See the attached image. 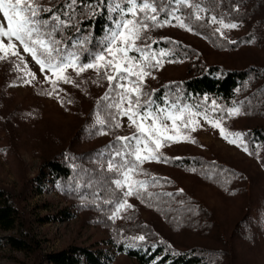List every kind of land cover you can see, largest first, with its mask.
I'll use <instances>...</instances> for the list:
<instances>
[{"label":"trees","instance_id":"trees-1","mask_svg":"<svg viewBox=\"0 0 264 264\" xmlns=\"http://www.w3.org/2000/svg\"><path fill=\"white\" fill-rule=\"evenodd\" d=\"M36 2L42 8L64 12L65 9L61 6L67 0ZM119 2L121 7L125 6L123 0ZM91 3L95 5L96 0H91ZM156 3L160 21L166 17L165 12L159 11L161 7L169 12L178 8L175 15L191 28V32L220 51L230 53L238 49L242 42L244 45H264V0H190L193 5H199V9L173 4L171 0H156ZM111 6L112 0H107V7L100 4L95 14H92L87 2L81 7L78 0L73 26L57 35L58 39L69 45L68 51L78 50L71 47L73 42L87 41L83 50H79V63L91 62L92 57L105 47L110 32L115 29L114 19L118 18V14L111 11ZM51 15L50 12L40 13L41 18ZM197 15L200 19L196 18ZM213 17L229 24H242L246 33L240 40L227 42L213 29L210 23ZM144 35L149 39L138 41L139 46L142 47L144 43L151 44L156 52L169 53L166 57L172 62L186 60L188 65L180 78L160 80L153 85L147 81L142 83V103L151 99L155 103L149 105L150 108L192 106L204 115H211L212 108L223 113L241 103L249 115L258 111L264 112L263 65L207 64L201 53L187 47L181 40L165 35L158 27L150 28ZM21 47L23 49V45ZM0 67V77L4 81L2 100L9 96L8 85L23 83L25 77L16 61L11 58H2ZM68 69L75 72L71 67ZM87 70L89 69L85 71ZM94 81L100 88H105L101 97L97 93L91 95L87 98L88 101H83L85 106L79 99L72 98L67 100L69 104L63 108L65 113L75 118L76 123L68 131L71 134L55 133L52 126L37 130L33 138L37 148L33 144L32 149L35 155L41 157V164L37 174L27 181L26 187L30 194L40 195L47 184H50L61 197L71 203L74 210L88 212L92 223L109 231L105 242L108 248L71 245L59 252L42 254L39 242L34 239L29 229L31 222L24 218L12 194L0 187V249L27 256L35 255L45 264H111L113 256L110 251L136 264H224V255L230 258L232 249L216 250L214 246L218 243L205 244L202 238L210 234L216 235L222 245L230 246V242L234 244L249 233L253 225L249 214L256 203L253 199L255 185L249 183V175L228 161L172 154L159 148L155 150L159 159L144 160L134 173L129 174L125 182L118 173L108 171L107 164L115 151L123 150L117 137L132 135L119 134V128L115 126L119 116L113 120L116 110L106 107L110 101L103 97L109 92L110 86L102 70L100 74L96 72ZM239 95L241 100H238ZM111 96L115 97L116 91ZM16 107L13 101L5 107L0 101L1 123H16L13 120ZM93 110L106 123H99L88 132V148L79 152L76 146L84 136L85 123L91 119ZM11 133H14L13 129ZM243 136L248 150H264L263 123L246 128ZM149 147L155 149L151 143ZM42 149L51 150V153L44 155ZM116 162L122 161L117 158ZM115 179H121L124 186L118 188L113 183ZM138 181L145 182L144 186L140 187ZM129 184L132 185V194L125 195L124 190L128 191ZM201 187L211 189L215 197L226 201L222 217L215 215L209 204L197 196V189ZM127 199L134 200L139 206L149 210L151 216L147 219L139 218L137 207L133 208L132 205L120 208ZM71 216L70 211L61 209L53 214L36 216L34 221L36 224H46L67 221ZM196 221H201L202 231L194 229L187 236L192 237L195 232L198 243H186L175 237V230ZM204 232L206 236H203ZM140 236L144 240L135 239ZM218 251L221 252L220 255L215 253ZM218 255L219 258L216 257ZM228 264H232V261H228Z\"/></svg>","mask_w":264,"mask_h":264},{"label":"rangeland","instance_id":"rangeland-1","mask_svg":"<svg viewBox=\"0 0 264 264\" xmlns=\"http://www.w3.org/2000/svg\"><path fill=\"white\" fill-rule=\"evenodd\" d=\"M210 23L218 35L227 42L240 40L246 33L242 24L231 23L237 25V27L224 28L220 21L213 22L211 20ZM0 25L7 27L2 14H0ZM158 28L165 35L177 38L187 47L197 50L207 64L217 63L225 66L258 64L264 66L263 44L244 45L241 41L242 45L238 49L227 53V51L215 49L205 40L195 36L187 30L188 27H180L179 22L175 19H172L171 23ZM13 42L17 44L15 50L19 55L13 56L11 55L12 50L7 49L6 52H0V61L2 58L15 60L25 80L23 83L8 85L7 94L9 96L1 100L4 81L0 77V101L2 106L5 107L12 101L17 106L13 117V120L16 121L15 124L8 121L7 125H4L1 123L0 118V187L7 189L12 194L24 218L31 222L29 229L34 239L39 242L42 254L59 252L71 245L100 246L107 249L105 242L109 237V231L107 228L92 223L89 220L88 212L81 213L74 210L71 203L61 197L50 184H47L40 195L30 194L26 187L27 181L37 174L41 164V157L35 155L32 149L33 138L37 130L49 129V126H52L55 133L63 135L70 133L68 131L70 126L76 123L75 118L65 113L63 108H66L65 106L69 104L67 100L72 98L79 99L81 104H84L83 101H88L87 98H90L91 95L97 93L96 95L101 97L105 88H100L94 81L97 70L89 69L77 76L75 72L67 69L64 75H68L73 83H64L63 80H59L54 90L50 80L57 78L51 76L50 73L42 72L40 66L32 57L23 51L19 42ZM4 43H8L6 38H4ZM129 55H132V53L130 52ZM161 60V65L151 69L150 75H146L142 83L147 81L153 85L160 80L180 78L185 73L188 65L186 60L169 62L171 60L166 56L162 57ZM109 72L111 74L110 69ZM46 75L49 76L47 80L45 79ZM113 83L115 84V81ZM106 87L108 88V85ZM47 92H51L52 95L45 94ZM238 100H241L240 95ZM123 107L127 108V104L125 103ZM162 108L166 109L165 115L175 113L180 119L176 120L175 126H173L172 120H164L167 130L160 140V148H164L166 152L172 154L197 155L205 159L214 158L228 161L237 169H241L245 174H248L249 183L255 185L253 199L256 203L249 214L253 222L249 233H246L243 239L234 242V244L229 241V246L228 244L222 245L218 240V236L212 235V237L211 234L206 236L204 232L203 236L206 237L202 239L205 244L216 242L218 243L214 246L216 250L232 249L230 258L228 255H224L226 257V260H223L224 264H228V261H232V264H264V150L260 148L257 151L248 149L245 151L244 149L247 146L243 136V130L246 128L261 123L264 124V112L258 111L249 115L242 103L238 107L227 109L223 113H219L215 108H212L213 113L211 115H204L192 106ZM177 109H182V111H177ZM233 109H238V112L230 114V110ZM91 115V119L85 123L84 136L79 139L76 146V150L79 152L88 148L86 144L88 132L99 125L97 112L93 110ZM161 119H164V117L162 116ZM118 124L120 125L118 127L119 134L133 135L137 131L136 127L130 124L127 117H119ZM216 124H219V127L214 126ZM145 126L147 127V124ZM156 127H160L159 121L156 123ZM221 128L225 130L227 139L221 135ZM12 129L14 133H11ZM236 133L241 135L236 137L233 135ZM167 137L173 139L168 140ZM231 140H235V143H230ZM33 146L37 148L36 144ZM41 152L47 155L51 153V150L42 149ZM205 190L206 192H204ZM125 192H127L126 189ZM196 193L197 196L209 204V207L216 213L215 215L222 217L223 207H226L224 199L215 197L212 190L207 187L198 188ZM44 204H47V207H44ZM123 205L124 207L129 205H132L133 208L137 207L139 218L147 219L151 216L149 210L139 206L134 200L127 199ZM61 209H66L72 213L69 220L46 224H36L34 221L36 216L53 214ZM202 226L201 221L190 222L184 228L175 230V237L186 243H198L197 237L194 236L195 232H193L192 237L187 236V234L194 229L201 232ZM110 253L113 256L111 264H136L122 255L115 254L114 251H110ZM215 253L221 254L220 251ZM219 255L216 257L219 258ZM0 264L45 263L40 262L38 256L35 255L27 256L22 253L0 249Z\"/></svg>","mask_w":264,"mask_h":264},{"label":"snow or ice","instance_id":"snow-or-ice-1","mask_svg":"<svg viewBox=\"0 0 264 264\" xmlns=\"http://www.w3.org/2000/svg\"><path fill=\"white\" fill-rule=\"evenodd\" d=\"M86 2L92 14H95L100 4L107 7V0H96L95 5L91 3V0H79L81 7L85 6ZM77 3L78 0H67V3L61 6L65 9L64 12L59 10L54 12L52 8L40 7L36 0H0V14L7 24L6 28L0 25V52L11 49V55L18 56L19 53L15 50L17 44L13 42L18 41L19 44L23 45V51L32 57L42 72L50 73L51 76L57 78L50 80L54 90L59 80H63L64 83H73L68 75H64L70 67L73 68L77 76L86 69H96L98 74L102 70V74L110 86L109 92L105 93L103 99L110 101L106 105L107 108L116 110V115L112 116V119L115 120L117 116L127 117L130 124L137 129L131 137H117V141L121 143L123 150L115 151L107 164L108 171L118 173L126 182L129 174L134 173L138 165L144 160L159 159L155 155V150L161 147L160 140L167 130L164 120H172L173 126H175L176 120L180 119L175 113L165 115V108H150L149 105L155 103L151 99L141 102V97L144 95L140 87L143 78L150 75L151 69L159 67L162 63L161 58L169 55V53L164 51L157 53L151 44L144 43L141 47L136 42L147 41L149 38L144 33L150 28L169 24L172 19L177 20L180 27L187 26L183 20L175 15L178 8L169 12L161 7L159 11L165 12L166 17L160 21L156 0H123L124 7H121L119 0H112L111 11L118 14V18L114 19L115 30L110 32L105 47L100 53L92 57L91 62L79 63V50H83L87 41L73 42L71 47L78 50L68 51L69 45L57 38V35L62 33L64 29L73 26L72 21ZM171 3L184 4L199 9V5H193L190 0H171ZM41 12H50L52 15L41 18ZM196 18L200 19V16L197 15ZM212 20L215 22L216 18L213 17ZM220 23L224 28L237 27L235 24H224L223 21ZM187 30L191 31V28ZM4 38L7 39V44L4 43ZM130 52H135L138 55H129ZM45 79H49V76L46 75ZM113 91H116L115 97L111 96ZM45 94L52 95L51 92ZM125 103L127 108L123 107ZM171 106L175 107V105ZM177 111H182V109H177ZM236 112L238 109L230 110V114ZM162 116L164 119H161ZM158 121L160 123L159 128L156 127ZM98 123L104 125L106 121L98 119ZM115 126L119 127L120 125L116 124ZM214 126L219 127V124ZM220 131L221 135L227 139L225 130L221 128ZM233 135L239 137L241 134ZM167 139L172 140L173 138L167 137ZM229 142L235 143V140ZM150 143L155 145V149L149 147ZM244 150L247 151V148ZM142 152L147 154L142 155ZM128 157H134V159L130 160ZM117 158H120L122 162L117 163ZM113 183L118 188L124 186L121 179H115ZM137 183L140 187L145 184L143 181ZM131 194L132 185L129 184L125 195ZM119 207L122 208L124 205L121 204ZM116 211L118 212L119 208ZM135 239L142 241L144 237L140 236Z\"/></svg>","mask_w":264,"mask_h":264}]
</instances>
